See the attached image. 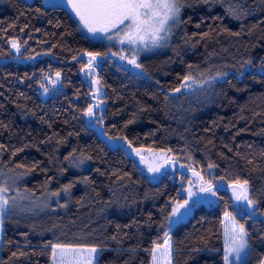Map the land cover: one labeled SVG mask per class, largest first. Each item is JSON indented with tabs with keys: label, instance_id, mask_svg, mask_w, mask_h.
<instances>
[{
	"label": "trees",
	"instance_id": "trees-1",
	"mask_svg": "<svg viewBox=\"0 0 264 264\" xmlns=\"http://www.w3.org/2000/svg\"><path fill=\"white\" fill-rule=\"evenodd\" d=\"M180 3L170 42L142 55L132 69L109 54L106 43L88 38L65 8L41 0H0V118L10 112L22 117L16 183L53 197L52 244L101 247L115 192L131 186L142 191L140 205L152 212L151 246L170 237L171 264H224L226 211L248 233L242 264H261L264 0ZM88 53L100 54L90 76L96 88L82 74ZM57 73L59 86L52 88ZM89 107L91 116L85 115ZM79 140L105 154L116 176L73 166ZM125 142L166 150L175 171L149 172ZM189 173L214 186L218 201L195 207L168 229ZM245 181L252 209L231 197L230 188ZM10 245L7 234L2 251ZM138 245L123 248L106 264H150L151 248Z\"/></svg>",
	"mask_w": 264,
	"mask_h": 264
},
{
	"label": "rangeland",
	"instance_id": "rangeland-1",
	"mask_svg": "<svg viewBox=\"0 0 264 264\" xmlns=\"http://www.w3.org/2000/svg\"><path fill=\"white\" fill-rule=\"evenodd\" d=\"M41 1L46 6H61L68 10L88 38L106 43L108 45V53L116 56L122 64L132 69H135L134 65L142 55L167 45L178 24H170L169 31L164 40L155 46L151 44L150 36L145 37L143 44L139 41L136 44H131L126 40L124 43H121L120 39L123 38V32L126 30L125 25L119 26L118 29H112L108 33H90L80 23L79 18L70 6L69 0ZM117 31L121 34L119 38L116 35ZM108 37H111V39ZM13 42L15 41L10 42V46L13 50L17 51L12 46ZM145 45L148 46L145 47ZM99 59L100 54L96 56L93 65H97ZM133 59L135 63H130ZM92 72L88 68L82 70L83 76L87 78L90 85L96 88L95 81L90 78ZM50 86L52 88L59 86V77H57V74L50 80ZM21 119V114L13 112L7 113L0 118V188L5 189L0 195L9 201V211L6 215L0 216V219L3 220V223L0 224V264H53L52 245L54 244L51 243V232L52 221L57 213V209L51 208L54 202L53 197L34 195L29 191L20 189L16 183V181L20 180V175L19 178L15 177V158ZM124 146L128 153L136 155L139 158L141 156L145 158L143 165L148 171L149 166L154 168L158 167L159 171L164 168L166 173L175 171L176 166L173 162L168 161L170 156L164 149L134 147L127 142L124 143ZM134 149L140 150V154L137 155ZM70 161L73 166L80 169L93 170L114 176L117 174L115 164L105 154L85 140H79L73 145ZM179 182L182 183V180L180 179ZM209 184L208 182L201 181L198 175L189 173L188 179L184 182L181 189L183 198L177 200L172 206L168 218V229H172L180 222L186 220L195 207L201 205L211 206L217 203L218 195L214 186H212L213 191L216 193L214 196L211 193L201 192L200 190L201 186L208 187ZM219 184L222 185V182ZM234 190L238 192L239 189L235 186L230 188L232 200L235 204H238V201L233 195ZM189 192L193 193L191 197H189ZM141 195L142 191L140 189L131 186L116 190L112 213L107 221L102 246L98 248L94 247L97 249V253L93 259V264H106L114 259L122 248L137 247L139 246L138 243H142L143 245L141 246L145 245L151 248L150 264H171L172 253L171 239L169 236L163 242L151 246L149 229L152 221V212L150 208L140 205ZM185 200L188 201V205L186 206L188 209L187 213L181 215L185 213V209L182 208L180 209V213L174 216L173 209L178 204H183ZM120 216H124L125 218H118ZM235 220L237 225H241L236 218ZM231 226V222L223 214L222 240L224 255L226 243L230 242L226 237L225 230L226 228H231ZM7 234L10 236L11 245L10 250L4 253L2 251V245ZM245 239L247 240V236ZM166 240L168 241L167 245H165ZM89 248L93 247L65 246L64 251L67 252L70 258L75 259V253L72 250L78 249L81 251V254L86 255L83 250ZM154 248H156L155 262L153 261L152 251ZM248 250L249 246L246 249L247 253ZM60 252L61 249H57L56 264H60ZM14 253L15 255H13ZM230 264H238L235 261L234 255L230 257Z\"/></svg>",
	"mask_w": 264,
	"mask_h": 264
},
{
	"label": "snow or ice",
	"instance_id": "snow-or-ice-1",
	"mask_svg": "<svg viewBox=\"0 0 264 264\" xmlns=\"http://www.w3.org/2000/svg\"><path fill=\"white\" fill-rule=\"evenodd\" d=\"M72 10L79 18L80 23L90 33H108L112 29H118L119 26L125 25L126 30L123 32V38L120 39L121 43L125 40L131 44H136L138 41L143 44L146 36H150L151 44L157 45L160 41L164 40L165 36L169 31L170 24L179 23V13L182 7L180 0H69ZM127 22V23H126ZM117 37H120V32L117 31ZM111 39V37H108ZM13 47L18 49V45L13 42ZM148 45H145L147 47ZM91 59L88 62V69L93 71V62L96 56L99 54L88 53ZM123 59V57H122ZM130 63H135L133 59ZM139 67V65H136ZM59 77V73H57ZM186 77L185 79H189ZM98 83V81L96 82ZM47 91V89H46ZM179 91V89H177ZM93 114L92 107H89L85 115L91 116ZM137 155L140 154V150L134 149ZM145 158L141 156V161L144 162ZM211 167V165H210ZM150 172L159 171V168L149 166ZM194 175H199L194 173ZM201 180L203 178L201 177ZM236 188L239 191L233 192V195L237 201H247L249 209L254 208L255 202L248 196L247 181L243 184L237 182ZM201 192L211 193L215 195L212 185L208 187L201 186ZM5 189L0 188V193H3ZM67 191V187L65 188ZM55 195V194H54ZM193 195L189 192V197ZM9 201L0 195V216H4L9 211ZM188 201L185 200L183 204H178L173 209V215L180 213V209H185L184 215L187 213ZM251 214V213H250ZM225 217L231 222V228H226L225 233L228 241L225 246L224 264H230V257L234 255L235 261L238 264H242L247 256L246 249L248 243L245 237L248 233L245 231L244 226L237 225L235 218L231 213L225 212ZM3 220L0 219V224ZM168 241H165L167 245ZM65 246L63 245H52L53 249V264H56L57 249H61L59 254L60 264H93V259L97 253L96 248H89L83 250L86 255L81 254L80 250H72L75 253V259L70 258L67 252L64 251ZM153 261L155 262L156 248L153 250ZM15 255V253L13 254ZM264 264V261L261 262Z\"/></svg>",
	"mask_w": 264,
	"mask_h": 264
},
{
	"label": "crops",
	"instance_id": "crops-1",
	"mask_svg": "<svg viewBox=\"0 0 264 264\" xmlns=\"http://www.w3.org/2000/svg\"><path fill=\"white\" fill-rule=\"evenodd\" d=\"M79 25V24H78ZM117 218V217H116ZM118 218H125L124 216H120V217H118ZM117 218V219H118ZM149 238H150V234H149ZM150 240V239H149ZM144 247H147V246H144ZM123 249V248H122ZM151 263V262H150ZM99 264V263H98Z\"/></svg>",
	"mask_w": 264,
	"mask_h": 264
}]
</instances>
